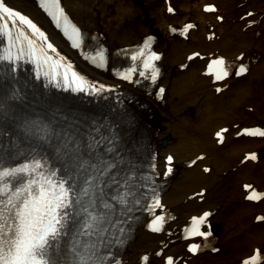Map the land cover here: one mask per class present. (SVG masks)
Listing matches in <instances>:
<instances>
[{"label": "bare ground", "instance_id": "bare-ground-1", "mask_svg": "<svg viewBox=\"0 0 264 264\" xmlns=\"http://www.w3.org/2000/svg\"><path fill=\"white\" fill-rule=\"evenodd\" d=\"M10 1L42 20L43 14L34 0ZM172 1L178 7L174 14L166 12L164 0H65V4L83 24L91 27L103 23L107 40L112 45L134 42L148 30L158 34L159 47L163 51V78L168 83V92L163 105L151 101V105L156 107L151 112L163 111L164 127L158 138L165 136L168 140L161 150L173 151L179 166L165 199L178 210L177 221L203 207H215L217 211L212 218L221 227L218 244L222 249L215 254H198L193 260L204 264H237V258L254 246H264V221H253L256 211H264V198L257 203L244 200L241 185L247 179H254L264 188V139L234 138L229 133L225 142L217 145L212 134L223 124L232 125L244 120L264 122V0H211L215 1L220 11H224L225 20L222 22L216 20V13H208L201 8L205 0ZM251 9L256 14L240 18ZM190 18L197 20L201 27L191 34L190 39H184L168 29L170 22ZM209 19L221 36L207 41L204 37L205 31H211L207 23ZM259 19L260 23L244 29L248 21ZM198 48L206 51L219 49L232 55L244 51L246 56L256 58L245 77L231 78L228 88L217 94L210 77L201 75L204 61L192 60L185 70L179 69L186 53ZM80 74L81 71H78ZM98 75L103 76V73ZM70 80L78 84V78ZM250 104L254 105L253 111L247 110ZM254 147L260 148L261 160L238 165L243 152ZM199 151L207 153L205 159L185 167L182 161ZM207 163L212 165V169L205 173L201 168ZM201 186L208 187L202 202L197 198L187 199L189 193ZM135 236L126 251L130 264L137 260L141 248H149L159 239L158 235L143 228L136 230ZM167 250H183L182 242L170 244ZM129 251L132 254H128ZM149 264L162 262L152 258Z\"/></svg>", "mask_w": 264, "mask_h": 264}, {"label": "snow or ice", "instance_id": "snow-or-ice-1", "mask_svg": "<svg viewBox=\"0 0 264 264\" xmlns=\"http://www.w3.org/2000/svg\"><path fill=\"white\" fill-rule=\"evenodd\" d=\"M3 11L6 16L0 19L11 21L13 26L18 23L39 31L35 24L24 15L13 12L9 7H4ZM168 11L171 12L173 9L169 8ZM205 11H215V8L209 6L205 8ZM5 27L8 25L5 24ZM192 27H194L192 24H188L184 31ZM73 32L78 41L79 30L74 28ZM48 48L52 49V45L48 44ZM151 59H159V57L153 55ZM223 63V60H217L214 65L219 66ZM145 67H151V65L145 64ZM245 71L244 67L240 68V74ZM227 75V72L221 71L217 73L216 78L219 80ZM249 134L264 136V132L258 130ZM220 135L217 133V136ZM251 159H255V155ZM171 160L172 158L169 157V163ZM42 167L37 161L30 174H34ZM25 173H29L28 165L0 171V264H60L58 241L62 235L68 234L69 210L78 203L73 199V186L70 178L54 181L52 177L55 176V172L45 175L41 171L40 178L33 175V178L29 179L26 184L18 181L19 187L15 189L8 187L6 178ZM259 198L255 192L248 196L249 200ZM158 204L159 201H157ZM207 216L208 213H205L200 219L193 218L194 228L191 234L204 235L199 232V225L204 223ZM257 219L264 220V217H257ZM160 221L161 218L158 217L153 224L154 232L160 231ZM86 227L91 228L92 225L89 224ZM196 250L197 245H192L190 251L195 252ZM71 251L74 257L73 264H102L105 259L100 255V249L94 244L91 246L74 244ZM143 259L148 260V257L145 256ZM167 264H173L171 257L168 258Z\"/></svg>", "mask_w": 264, "mask_h": 264}, {"label": "water", "instance_id": "water-1", "mask_svg": "<svg viewBox=\"0 0 264 264\" xmlns=\"http://www.w3.org/2000/svg\"><path fill=\"white\" fill-rule=\"evenodd\" d=\"M165 143H166V140H164V145H165ZM215 226H216V228H218V227H219V225H217V224H216Z\"/></svg>", "mask_w": 264, "mask_h": 264}, {"label": "rangeland", "instance_id": "rangeland-1", "mask_svg": "<svg viewBox=\"0 0 264 264\" xmlns=\"http://www.w3.org/2000/svg\"><path fill=\"white\" fill-rule=\"evenodd\" d=\"M100 24L104 25L103 23H100Z\"/></svg>", "mask_w": 264, "mask_h": 264}]
</instances>
